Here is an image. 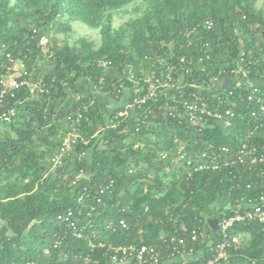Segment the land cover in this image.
<instances>
[{"label":"trees","instance_id":"1","mask_svg":"<svg viewBox=\"0 0 264 264\" xmlns=\"http://www.w3.org/2000/svg\"><path fill=\"white\" fill-rule=\"evenodd\" d=\"M256 2L0 0V80L8 54L18 61L14 76L38 85L3 99L2 109L13 107L15 116L0 121V264H109V245H150L161 264H174L166 257L173 235L201 253L196 264L214 255L218 233L204 234L205 219L260 190L246 187V171L188 176L174 152L180 143L190 154L209 146L235 152L247 121L234 115L194 126L180 115L183 94L164 87L114 128L107 123L146 92V75L162 79L169 72L188 85L209 75L230 77L240 58L258 59L250 72L264 69V10ZM75 23L97 37L71 40ZM235 97L240 106H228L245 113L250 106ZM85 108L72 149L52 168L51 157L70 131L67 116ZM109 181L111 190L100 193ZM233 232L242 246L230 249L228 264H264V224L238 223Z\"/></svg>","mask_w":264,"mask_h":264},{"label":"built area","instance_id":"2","mask_svg":"<svg viewBox=\"0 0 264 264\" xmlns=\"http://www.w3.org/2000/svg\"><path fill=\"white\" fill-rule=\"evenodd\" d=\"M206 25L207 28H210L212 22L208 21ZM39 45L40 52L45 57L49 53L47 37L42 36ZM6 58L9 65L4 78L0 80V121L2 122H9L15 116L13 107L2 109L3 99L6 96L13 97L14 91L23 85H28L31 92L38 88V85L29 83L24 77L18 80L17 76L13 74L17 70L18 61L13 60L8 54H6ZM257 62L256 58L254 60L251 58L246 62L240 58L237 65L231 69L230 77L209 75L206 78L190 82L188 85L183 83L182 76L173 78L169 72L162 79L156 78L154 74L146 75L142 77V81L149 84L146 92L142 96L131 97L129 101L127 100L124 108L107 123L109 127L114 128L122 117L128 115V109L140 108L148 99L156 97L158 88L164 87L183 94L180 100V115L194 126L209 124L213 120H228L234 115L247 121L248 127L244 138L240 139V144L235 152L226 146L217 148L209 146L200 152L190 154L184 150L181 143L174 152V161L188 168L186 172L188 176L192 172L218 171L228 168L229 173L246 171L249 174L246 187L260 190L258 195L248 198L239 196L232 203L217 210L218 214L215 218L217 219L218 240L215 243L214 255L199 264H228L230 249H238L242 246V236L233 232L234 225L253 222L264 224V69L255 68L252 72L249 69V65L255 66L258 64ZM187 86H189L188 89H186ZM234 89L242 94L236 95L238 93H234ZM138 91L139 89H135L134 93ZM205 92L208 93V96L204 94ZM235 96L241 101H245L248 107L250 106L245 113L242 110L235 111L228 106L229 103L234 104L237 108L240 106V103H237L236 99L234 100ZM86 111L87 108L84 109V112L70 113L67 116L70 131L58 151L51 157L52 168H55L61 158L72 149L77 137L76 125L83 119ZM84 155L85 152H81L78 157L82 158ZM166 155L167 152H163L161 157L164 158ZM111 187H113V182L109 181L99 187V192L109 191ZM58 217L60 218V215ZM208 219H205L203 226L204 234L206 230H211L207 224ZM119 224L125 226L123 221H120ZM108 226H112V224L109 223ZM79 235L77 234V236ZM188 235L191 241L197 240V228L191 229ZM89 246L93 248L95 245L90 243ZM103 246V243H98V247ZM166 246L168 263L196 264L195 261L199 255L195 254L192 246L187 247L185 237L170 236L166 240ZM107 248L109 264H161L162 256L155 247L150 245L138 247L109 245ZM185 256H193V258L186 259Z\"/></svg>","mask_w":264,"mask_h":264},{"label":"rangeland","instance_id":"3","mask_svg":"<svg viewBox=\"0 0 264 264\" xmlns=\"http://www.w3.org/2000/svg\"><path fill=\"white\" fill-rule=\"evenodd\" d=\"M256 6L259 8H262L264 10V0H257ZM121 21L120 18H116L114 21V24H118ZM57 36L59 38L63 37V32H58ZM80 36H91L96 38L97 34L95 31L88 29L87 27L81 25V24H73V34L72 37H70L71 40L76 39L77 37ZM109 97V96H107ZM111 100V98H110Z\"/></svg>","mask_w":264,"mask_h":264},{"label":"water","instance_id":"4","mask_svg":"<svg viewBox=\"0 0 264 264\" xmlns=\"http://www.w3.org/2000/svg\"><path fill=\"white\" fill-rule=\"evenodd\" d=\"M207 224L210 227V229L212 231H216L217 230V219L215 217L209 218L207 220Z\"/></svg>","mask_w":264,"mask_h":264},{"label":"crops","instance_id":"5","mask_svg":"<svg viewBox=\"0 0 264 264\" xmlns=\"http://www.w3.org/2000/svg\"><path fill=\"white\" fill-rule=\"evenodd\" d=\"M105 100H107V101H108L107 103L110 104V102H111L110 97H106ZM107 103H106V104H107ZM111 104H112V103H111ZM107 106H110V105H107ZM131 110H132V109H128V114H129V113H132ZM204 228H205V227H204ZM201 252H202V251H201ZM200 254H201V253H198V255H200ZM185 258H186V259H192L193 256H185ZM166 263H167V262H166Z\"/></svg>","mask_w":264,"mask_h":264}]
</instances>
